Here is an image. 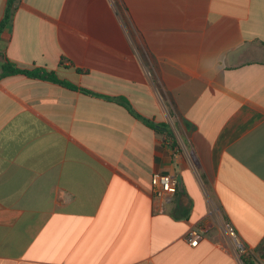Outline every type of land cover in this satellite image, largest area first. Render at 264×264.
<instances>
[{"label":"crops","instance_id":"obj_1","mask_svg":"<svg viewBox=\"0 0 264 264\" xmlns=\"http://www.w3.org/2000/svg\"><path fill=\"white\" fill-rule=\"evenodd\" d=\"M0 53L171 131L1 78L0 264H264V0H19Z\"/></svg>","mask_w":264,"mask_h":264},{"label":"trees","instance_id":"obj_2","mask_svg":"<svg viewBox=\"0 0 264 264\" xmlns=\"http://www.w3.org/2000/svg\"><path fill=\"white\" fill-rule=\"evenodd\" d=\"M18 1L19 0H8L7 1L5 14H4L3 19L0 22V39L2 37V34L4 33V30L7 27V25L11 21L13 12L16 9V3ZM0 67L2 68V72L0 73V79L5 77V76H8V75L25 74V75H28V76H31V77L47 79V80L59 83L61 85H64L66 87H69L71 89L80 90V91H82L84 93H88V94H92V95H95V96H98V97H104V98H107V99H111V100H114V101L118 102L119 104H122L123 106H125L135 117L139 118L140 120H142L144 123H146L150 127H153L155 129H164V130L167 131V134L171 133L168 124H165V123L156 124L153 121H151L150 119H148V118L142 116L141 114H139L132 107L130 101L125 96H120V97L105 96V95H102L100 93L94 92V91H92L90 89H87V88H84V87H79V86H77L76 84H74L72 82L60 79L56 75V73L54 71H52V70H43V69H39V68H35L33 70H29V69L20 68V67L17 66V64L15 62L11 61L7 57H4L2 59V54L1 53H0ZM248 257H249V255L244 258L246 262L248 261V259H247Z\"/></svg>","mask_w":264,"mask_h":264},{"label":"built area","instance_id":"obj_3","mask_svg":"<svg viewBox=\"0 0 264 264\" xmlns=\"http://www.w3.org/2000/svg\"><path fill=\"white\" fill-rule=\"evenodd\" d=\"M151 190L154 197L164 202H169L179 190V180L176 176L171 174L154 172L151 179ZM228 230L230 235L236 239L240 257L244 259L248 256V248L237 240L234 228L231 225H228ZM201 238L202 233L198 229H193L190 232V241L192 245L196 246Z\"/></svg>","mask_w":264,"mask_h":264},{"label":"water","instance_id":"obj_4","mask_svg":"<svg viewBox=\"0 0 264 264\" xmlns=\"http://www.w3.org/2000/svg\"><path fill=\"white\" fill-rule=\"evenodd\" d=\"M178 180H179V179H178ZM179 186H181L180 181H179Z\"/></svg>","mask_w":264,"mask_h":264}]
</instances>
